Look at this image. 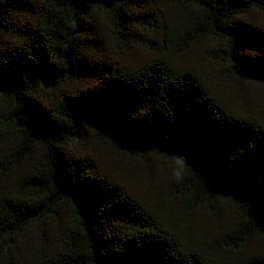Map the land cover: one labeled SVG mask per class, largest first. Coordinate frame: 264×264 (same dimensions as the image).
I'll return each mask as SVG.
<instances>
[{
	"label": "trees",
	"instance_id": "16d2710c",
	"mask_svg": "<svg viewBox=\"0 0 264 264\" xmlns=\"http://www.w3.org/2000/svg\"><path fill=\"white\" fill-rule=\"evenodd\" d=\"M0 264H264V0H0Z\"/></svg>",
	"mask_w": 264,
	"mask_h": 264
},
{
	"label": "rangeland",
	"instance_id": "374dc122",
	"mask_svg": "<svg viewBox=\"0 0 264 264\" xmlns=\"http://www.w3.org/2000/svg\"><path fill=\"white\" fill-rule=\"evenodd\" d=\"M206 51V47H202L200 49V59L203 60V56L205 55L204 52ZM213 69V67H212ZM218 69V68H217ZM216 69V70H217ZM214 70V71H216ZM256 89L258 91H260L259 87H256ZM256 90V91H257ZM258 95L259 93L256 92ZM107 155H109L110 157L114 158V159H117L118 161L120 162H125L127 163L126 161H122V158H118V156H116L115 154L113 153H110V152H106ZM153 163L156 165V166H161L165 169V171H168V172H171L172 171V166H170V164L166 161V160H163V159H155L153 161ZM134 179L140 184V186H142L144 189H147L151 186V173L147 172V171H143L142 169H139L138 171H136L133 175ZM206 216V213H205V210L202 211V217Z\"/></svg>",
	"mask_w": 264,
	"mask_h": 264
},
{
	"label": "clouds",
	"instance_id": "9594fccd",
	"mask_svg": "<svg viewBox=\"0 0 264 264\" xmlns=\"http://www.w3.org/2000/svg\"><path fill=\"white\" fill-rule=\"evenodd\" d=\"M174 159V167L172 168V175L176 179L177 182L182 181L183 179V168L184 162L183 159L180 157H175Z\"/></svg>",
	"mask_w": 264,
	"mask_h": 264
}]
</instances>
